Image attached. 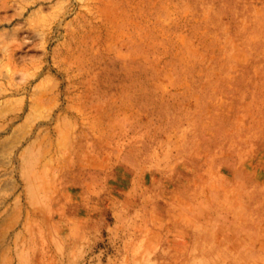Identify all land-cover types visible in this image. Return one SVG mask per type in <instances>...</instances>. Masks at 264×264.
Segmentation results:
<instances>
[{
  "label": "rangeland",
  "instance_id": "374dc122",
  "mask_svg": "<svg viewBox=\"0 0 264 264\" xmlns=\"http://www.w3.org/2000/svg\"><path fill=\"white\" fill-rule=\"evenodd\" d=\"M0 264H264V0H0Z\"/></svg>",
  "mask_w": 264,
  "mask_h": 264
}]
</instances>
